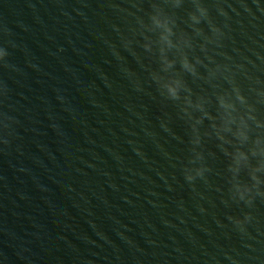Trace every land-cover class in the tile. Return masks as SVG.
I'll list each match as a JSON object with an SVG mask.
<instances>
[{
    "label": "water",
    "instance_id": "1",
    "mask_svg": "<svg viewBox=\"0 0 264 264\" xmlns=\"http://www.w3.org/2000/svg\"><path fill=\"white\" fill-rule=\"evenodd\" d=\"M0 264H264V0H0Z\"/></svg>",
    "mask_w": 264,
    "mask_h": 264
},
{
    "label": "clouds",
    "instance_id": "2",
    "mask_svg": "<svg viewBox=\"0 0 264 264\" xmlns=\"http://www.w3.org/2000/svg\"><path fill=\"white\" fill-rule=\"evenodd\" d=\"M185 67H188V65L186 64ZM173 94H175V93H173Z\"/></svg>",
    "mask_w": 264,
    "mask_h": 264
}]
</instances>
